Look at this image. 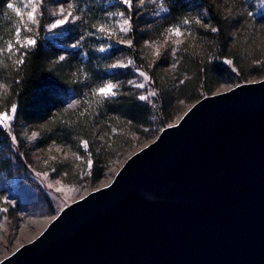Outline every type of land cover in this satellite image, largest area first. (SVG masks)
I'll list each match as a JSON object with an SVG mask.
<instances>
[{"label":"water","instance_id":"obj_1","mask_svg":"<svg viewBox=\"0 0 264 264\" xmlns=\"http://www.w3.org/2000/svg\"><path fill=\"white\" fill-rule=\"evenodd\" d=\"M0 264H264V78L193 102Z\"/></svg>","mask_w":264,"mask_h":264},{"label":"rangeland","instance_id":"obj_2","mask_svg":"<svg viewBox=\"0 0 264 264\" xmlns=\"http://www.w3.org/2000/svg\"><path fill=\"white\" fill-rule=\"evenodd\" d=\"M241 2L242 5L234 0H219L217 3L232 27L231 36L238 49L240 69L232 65L231 71L237 76L239 72L246 76L242 81L224 79L213 93L264 78V74L258 75L255 72L264 69V27L259 26L255 19V14L264 12V0ZM104 3L106 20L92 31L85 27L81 9L74 0H14L12 6L18 28L6 51L11 56L16 55L19 47L25 46L28 40L41 39L63 47L69 58L83 60L86 50L84 42L91 37L98 51L105 48L102 52L106 71L111 74L116 69H123L125 72L121 78L116 74L106 77L102 87L110 83L117 86L113 89L114 94L127 92L135 94L137 98L146 96L148 99L144 101L155 111L158 92L148 70L159 77L158 82L163 80L161 82L172 90L177 84L178 53L187 48L192 52L196 49L204 51L195 40L192 26L203 25L207 28L211 22L208 16L195 12L181 24L172 23L167 18L166 0H133L130 7L121 0H105ZM33 7L37 9L34 13ZM29 13H32V19ZM69 13L75 18H70L63 25L57 22L59 19H67ZM125 19L129 20V32L121 31ZM42 20L46 22L41 27ZM176 29L181 33L179 36L174 34ZM128 41L132 42L131 45ZM157 50L159 55L156 54ZM140 72L148 76V80L140 76ZM76 77L79 78L78 72L74 73L75 80ZM80 79L84 81L83 73ZM140 84L144 87H137ZM5 98V85L0 80V118L11 117L9 120L0 119V126L8 136V141L0 144V160L6 162L2 166L5 169H0V190H3V204H0V260L34 239L65 205L108 184L129 155L155 138V132L151 137H145L147 127L143 129L144 133H129L120 148L111 153L100 176L93 178L89 165L91 151L87 141L82 139L78 144L65 143L56 138L58 133L52 132L46 123L17 122L15 110L13 106H6ZM63 100L68 107L77 102L69 108L80 104L75 91L69 92ZM192 103L180 101L177 106L180 105L182 110L175 113L167 125L175 123ZM98 119H92L94 124L102 121ZM151 120H157L155 115ZM92 127L88 130L93 131ZM98 140L97 136L93 140L96 149L102 145Z\"/></svg>","mask_w":264,"mask_h":264},{"label":"trees","instance_id":"obj_3","mask_svg":"<svg viewBox=\"0 0 264 264\" xmlns=\"http://www.w3.org/2000/svg\"><path fill=\"white\" fill-rule=\"evenodd\" d=\"M13 1L0 0V80L5 85L4 102L6 106H15L17 122L46 123L52 132L58 133L56 138L65 143L78 144L82 139L87 141L93 178L100 176L111 153L120 148L129 133H144L143 129L147 127L145 137H151L154 132L156 137L173 115L182 110L180 105L177 106L180 101L195 102L212 94L224 79L242 81L246 76L241 72L237 76L231 71L232 65L240 69L238 49L231 36L232 27L217 3L219 0H166L167 18L172 23L181 24L195 12L208 16L211 23L207 28L203 25H193L191 28L196 42L204 51L196 49L197 52H192L187 48L178 53L177 84L172 90L162 83L163 80L158 82L159 77L148 70L158 92L155 111L135 94L119 92L100 97L97 92L103 86V80L115 74L121 78L125 72L123 69H116L111 74L106 71L104 52L98 51L97 45L93 46L91 37L84 42L86 50L83 60L69 58L63 47L41 39L30 47H19L16 55L11 56L6 51L18 28ZM74 1L81 9L85 27L90 30L95 31V27L106 20L105 0ZM238 1L242 5V0H234L235 3ZM255 19L259 26L264 27V12L255 14ZM45 22L42 20L41 27ZM134 43L137 45L136 40ZM226 59L231 61L225 62ZM77 72L79 78L75 80L74 73ZM255 72L263 75L264 69ZM82 73L85 75L84 81L80 79ZM72 91L78 93L80 104L69 108L63 97ZM154 115L157 120L151 122ZM96 117L102 121L94 124L92 119ZM91 125L93 131L88 130ZM96 136L99 143L102 142L100 149L94 147ZM7 141L8 136L0 126V144ZM5 163V160H0L1 170L5 169L2 168ZM1 192L3 190H0V204H3Z\"/></svg>","mask_w":264,"mask_h":264},{"label":"snow or ice","instance_id":"obj_4","mask_svg":"<svg viewBox=\"0 0 264 264\" xmlns=\"http://www.w3.org/2000/svg\"><path fill=\"white\" fill-rule=\"evenodd\" d=\"M122 3H124L125 5L127 6H131L133 0H121ZM9 7H11V5H9ZM69 7H71V5H69ZM37 9L35 7H33L32 9V12H36ZM61 12H63V9H61ZM29 18L32 19V13H29ZM74 19L75 17L72 16L71 13H69V15L67 16V19H59L57 20V22L61 25L65 24L69 19ZM186 23V21H185ZM101 31H104L103 28L100 29ZM121 31L123 32H129L130 31V25H129V20L125 19L123 21V26L121 27ZM173 31V30H170V32ZM213 31H215V29H213ZM174 34L179 36L181 33L178 29L174 30ZM35 41L34 40H28L25 44V47H30L32 45H34ZM129 45H131V41H128L127 42ZM157 55H159V50H157ZM61 60L64 59V57H60ZM131 63V61L129 62ZM140 76L144 77L145 80H148V76H146L143 72H140L139 73ZM129 83L131 84L132 81H129ZM117 86L116 85H113V84H106L104 87H101L98 89V92H97V95H99L100 97H108V96H111V95H114V92H113V89L116 88ZM137 87H140V88H143L144 85L143 84H140V85H137ZM151 95H155V93H151ZM139 99L141 101H144L146 99H148V97L146 96H140ZM77 102H74L72 105H69V107H73ZM15 110V106H13V111ZM0 119H3V120H9L11 119V117H8V116H5V117H2ZM86 146V145H85ZM89 165L91 166V161L89 162Z\"/></svg>","mask_w":264,"mask_h":264},{"label":"clouds","instance_id":"obj_5","mask_svg":"<svg viewBox=\"0 0 264 264\" xmlns=\"http://www.w3.org/2000/svg\"><path fill=\"white\" fill-rule=\"evenodd\" d=\"M104 50H105V48H101V49H100V51H104Z\"/></svg>","mask_w":264,"mask_h":264}]
</instances>
